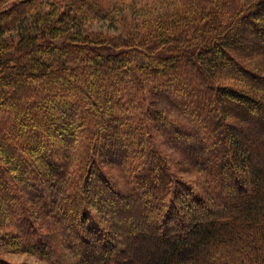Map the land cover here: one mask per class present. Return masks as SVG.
Returning <instances> with one entry per match:
<instances>
[{
  "label": "trees",
  "instance_id": "16d2710c",
  "mask_svg": "<svg viewBox=\"0 0 264 264\" xmlns=\"http://www.w3.org/2000/svg\"><path fill=\"white\" fill-rule=\"evenodd\" d=\"M0 264H264V0H0Z\"/></svg>",
  "mask_w": 264,
  "mask_h": 264
},
{
  "label": "rangeland",
  "instance_id": "374dc122",
  "mask_svg": "<svg viewBox=\"0 0 264 264\" xmlns=\"http://www.w3.org/2000/svg\"><path fill=\"white\" fill-rule=\"evenodd\" d=\"M127 2H142V1H147V0H125ZM93 27H102V28H108L109 30H114V31H118V25L116 22L114 21H106L105 19H98L96 20L94 23H92ZM165 149H167L166 147H164ZM184 176L188 179L191 180H195L194 175L190 174V173H184ZM6 257L12 261H17V262H34L35 259L30 256V255H26V254H12V253H7Z\"/></svg>",
  "mask_w": 264,
  "mask_h": 264
}]
</instances>
